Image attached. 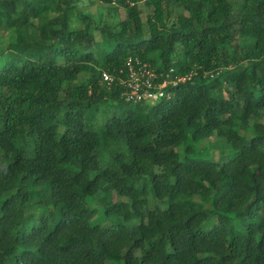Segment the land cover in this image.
Returning a JSON list of instances; mask_svg holds the SVG:
<instances>
[{
	"label": "trees",
	"instance_id": "16d2710c",
	"mask_svg": "<svg viewBox=\"0 0 264 264\" xmlns=\"http://www.w3.org/2000/svg\"><path fill=\"white\" fill-rule=\"evenodd\" d=\"M87 1L0 0V264H264V0ZM129 58L191 80L126 103Z\"/></svg>",
	"mask_w": 264,
	"mask_h": 264
},
{
	"label": "built area",
	"instance_id": "2783aa9c",
	"mask_svg": "<svg viewBox=\"0 0 264 264\" xmlns=\"http://www.w3.org/2000/svg\"><path fill=\"white\" fill-rule=\"evenodd\" d=\"M114 0L112 4L114 5ZM191 80V75H179L174 68L158 71L148 62L129 58L125 68L120 69L117 75L103 72L101 83L108 88L118 85L120 96L126 103L156 105L162 101H169L174 97L177 88Z\"/></svg>",
	"mask_w": 264,
	"mask_h": 264
},
{
	"label": "rangeland",
	"instance_id": "374dc122",
	"mask_svg": "<svg viewBox=\"0 0 264 264\" xmlns=\"http://www.w3.org/2000/svg\"><path fill=\"white\" fill-rule=\"evenodd\" d=\"M84 2H85V5L88 3L87 0H84ZM84 8H85L86 12L90 13V15L97 21L100 20V21H104V22H109V21H111V19H117V17H118V19H122V20L126 19V13L124 10H119L118 16H113L114 15L113 12H110V10H108V8L106 6L99 4V3H93V4L90 3V4L86 5ZM148 12H150L149 9L144 10V13L142 15L143 20H145ZM6 44H7V40H5L3 42V45L0 46V50H2ZM80 79L83 80L82 77H80ZM140 105L144 106L148 110L154 106L153 104H151L149 102L143 103ZM118 109H119V106L117 104H109V105L100 106L99 111H101V112H99L96 116V120H95L96 126L93 129L97 133L100 134V132H102L103 124L106 122L107 119H109L112 116V113L117 112ZM102 110H103V112H102ZM221 145H222V142H220V147H221ZM222 149H225L226 151H228L227 148H225V147H222ZM116 150H118L119 152H124V149L121 146L117 147ZM219 154H220V152L217 151L216 158L218 157ZM109 156H110V150L103 149V146H102L100 153H99V158L101 160V163L102 164L106 163L107 159H109ZM101 186L103 187V189L106 192L112 193L109 186L105 185L104 183ZM140 186H141V183L139 184V187ZM112 201H113V196H112Z\"/></svg>",
	"mask_w": 264,
	"mask_h": 264
}]
</instances>
